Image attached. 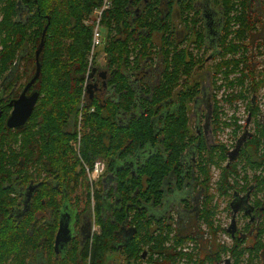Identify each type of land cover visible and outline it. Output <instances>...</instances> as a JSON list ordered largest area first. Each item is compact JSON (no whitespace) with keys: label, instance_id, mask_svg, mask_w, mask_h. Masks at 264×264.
<instances>
[{"label":"trees","instance_id":"trees-1","mask_svg":"<svg viewBox=\"0 0 264 264\" xmlns=\"http://www.w3.org/2000/svg\"><path fill=\"white\" fill-rule=\"evenodd\" d=\"M109 1L111 4L100 21V34L107 66L115 70L108 83L109 88L114 87L115 100L110 97L104 102L103 96L96 93L93 100H86L81 111L95 25L94 20L90 24L85 22L103 6L104 0H0V108L3 110L0 117V264H31L39 255L44 256L48 264H106L108 253L118 250L128 263L133 264H181L186 256V264L222 263V255L228 249L233 253L235 264L244 256V251L254 256L256 253L255 257H259V251L264 248L261 240L263 223L257 246L253 245L252 249L241 248L245 239L237 238L232 249L215 244L214 253L201 251L200 254L198 250L184 256L177 248L193 237L184 231L172 235L173 224L165 223L162 217L150 216L146 211L150 205L158 207L162 204L164 186L172 181V177H176L174 181H177L178 189L186 183L195 185L202 196L196 221H204L216 242V232L220 230L218 226L214 227L218 209L216 193L220 198L229 197V190L239 185V181L247 183L250 180V171L254 173V184L244 185L239 192L254 191L256 195L264 185V121L259 120L258 106L249 102L248 111L251 117H255L252 123H256L254 133L246 137V141L240 140L241 147L234 154L217 140L219 132L224 131L223 124L225 127L229 124L223 122L224 108L220 110L213 95L211 129L215 144L201 147L194 144L196 137L190 129L188 116V105L199 94L198 85L187 90L185 84L183 90L174 96L179 82L191 77L196 67L204 63L203 59L197 60L194 52L206 44L205 34L198 31V22L203 19L196 20L189 15L200 0ZM211 1L222 9L223 16L217 40L219 61L212 66L213 78L217 76V80L225 81L229 75L239 73L228 85L222 100L231 104L247 101L250 93L258 95V90L264 87L263 72L253 70L249 63L250 54L246 55L249 47L245 42L258 30L260 23L250 10L253 0ZM175 4L190 31L184 39L188 42L185 48H180L184 41H179L171 20ZM46 27L45 46L39 58L42 70L32 87L40 93V99L30 122L13 132L6 126L11 111L7 100L17 97L23 87L22 84L16 90L15 83L26 84L35 75L36 52ZM157 35L161 37L160 47L155 43ZM155 56L164 58L162 84L147 87L144 92L149 96L140 97L130 74L140 71L144 63H155ZM16 65L13 77L10 72ZM171 98L177 105L176 110L168 113L158 133L156 106L165 102L170 105ZM80 113L82 156L90 166L100 159L108 163L107 172L114 174L117 182L113 196L119 199L120 205L111 213L112 217H107L103 188H99L96 191V213L100 232L95 234L92 245L90 240L83 245L73 241L63 255L58 256L54 249L57 220L45 226L42 220L36 219L35 213L40 209L49 210L56 216L71 204L72 210L79 211L80 217L90 213L87 172L71 147V141L77 137L75 130ZM70 122L74 133L65 130ZM234 125V132H238L240 126L237 122ZM16 144L22 146L18 155ZM192 145H195V154L190 160L189 173L184 177L187 164L183 157ZM145 150H148L146 159L131 164ZM18 157L21 165L26 164L25 168L19 167ZM43 157L45 160H39ZM227 160L228 164L224 165ZM37 162L45 169L36 166ZM123 162L128 163L118 169ZM79 167L80 171L77 170ZM213 168L220 172L214 185L216 192L212 186ZM31 170L34 173L28 175ZM16 171L26 173L24 184L30 183L31 179H42L45 172L49 173L48 179L54 181L45 186L40 199L31 203L33 210L30 209L18 221L12 213L20 204L18 196L13 195H17L14 185ZM259 171L260 175H257ZM239 192L234 191L231 195L234 200ZM125 221L136 229V234L119 249L117 231ZM170 242L172 244L167 247ZM143 252L149 254L148 258H143Z\"/></svg>","mask_w":264,"mask_h":264},{"label":"flooded vegetation","instance_id":"flooded-vegetation-1","mask_svg":"<svg viewBox=\"0 0 264 264\" xmlns=\"http://www.w3.org/2000/svg\"><path fill=\"white\" fill-rule=\"evenodd\" d=\"M204 1L206 2V0H204ZM163 4H165V3H163ZM175 5H177V4H175ZM175 5H173V7ZM203 6L204 7L200 8L201 11L198 10L197 7L194 6L193 7V13H191V17L192 16L196 17V20L197 19L199 20V18L203 19V20H200L198 22V31H202L205 34L206 43L210 42L211 44H215V45H213L214 46V50H213L214 52L211 56L213 58H215V60L217 62L219 60V58L217 56L218 55L217 40L221 34V29H222L221 25L223 23V18L220 17V14H219L220 11L219 10H217V11L211 10V9L207 8L208 7L207 4H204ZM251 6H252L250 9L251 13H253L255 18L257 19L256 15H255V11L253 10V2L251 4ZM164 8H167V6L164 5ZM179 14H180V11H179ZM180 17H181V14H180ZM260 23H261V20H260ZM261 24H263V23H261ZM98 29H99V34H100V22H99V28ZM100 41H101V43L99 46L102 45L101 34H100ZM187 46H188V42L184 41L183 45H180V48H185ZM97 48L95 49V52L93 55H92V50H91L90 55H89V67H88L87 73L85 74V80H84V84H83V89H84V93H85L84 94V101H82L80 104V110L81 111L85 106L86 100L87 99L93 100V97L95 96L96 93H99L101 96H103L104 102L106 99H108L110 97H112L113 100H115V94L113 92L114 87H112L113 89L108 87L109 81L112 80L114 75H115V70H113L112 68L107 66L108 59H107L106 55H105V59H104L105 60L104 65L105 66L101 67L99 64H97V59H96V53L98 51ZM0 49H1V45H0ZM205 49L206 48L204 45L201 50H199V49L194 50L195 55L197 56V60H200L201 58H203V55L205 54V52H203L201 57L198 56V54L202 50L205 51ZM249 54H250V59L254 60V54L251 53V51ZM156 60H157V58L154 60V62ZM204 63H205V61H204ZM204 63L202 65H198L195 69L196 72L195 71H193V72L196 74L197 69H201L202 66H204ZM144 64L145 65L141 68L140 71L133 73V75L130 74V76L132 78L133 83L137 84L138 91L140 92V97L145 96L147 98V96H149V94H146L144 92L147 89V87H152V88L154 86L160 87V85L162 84L164 71H165V64H164V58H162L161 56H159V59L155 63L149 61V62L144 63ZM16 67H17V65L15 66V69H13L10 72V74L11 73L14 74L13 77H15V75H16ZM257 67H258V63L253 61L251 64V68L255 71H262L263 68L261 70H257ZM194 73H193V75H194ZM193 75L189 78L185 77V79H182L179 82V85L175 89L174 96L178 95V93L183 90L185 84H187V86H188L187 90H191L192 86L198 85L199 94L197 95V97L195 99L190 101V103L188 105V116L190 119L189 120V124H190V121L192 118L190 116V113H189L190 106L192 104H194L196 109L198 110L199 104H202V102H204L206 104V108H207V109L205 108L206 109V112H205L206 115L204 117L203 116L200 117L199 113H197L195 115L196 124L203 123V125H204L203 128L200 129V127H197L196 129L195 128L193 129V127L190 125V129L195 131L194 136L196 137V143H194V144L196 146L201 147L202 145H210V143L211 144L214 143V139H215L213 137V132L211 129V122H212L211 112H212V105H213L212 104L213 92H212V95L210 94V96H211V100H210V96L208 97V93L210 92V89H211L210 88V76L211 75L209 74L208 71H206L205 74L202 77H200L196 83L191 82ZM212 78H213V75H212ZM204 80L206 81L205 83L203 82ZM212 80L214 81V78ZM213 81L211 84L212 89H213V83H214ZM22 84H23V87L20 90L18 96L12 97L11 99H8L7 101H9V103L12 100L17 99L21 95V93L23 92L26 85L28 84V82L26 84H25V82L21 83V84H20V82L15 83L16 90H18ZM33 91H35V90H32V88H31V90L28 92V94H31ZM201 91L203 94L202 98L200 96ZM254 97H256V99L254 102L252 99L253 106L257 107L258 106V103H257V101H258L257 97L258 96L255 94ZM174 98L169 99V101L171 102L170 105L165 102L162 104H158L156 106V112H157V115H156V126L157 127L156 128H157L158 133L160 132V129L163 127L165 118L168 115V113L176 110L177 105L174 102ZM9 108L11 110L10 111V114H11L12 108L10 106H9ZM91 112H94V109H91ZM196 112H198V111H196ZM2 114H3V110L0 108V117L2 116ZM30 120H31V118H30ZM30 120L28 121V123L30 122ZM260 120L262 121V119H260ZM263 121H264V119H263ZM250 122H251V116L249 117L248 124ZM71 124H72V122H70L68 124V126L65 127V130H69L70 132L73 130V133H74V129H72ZM255 124L256 123L254 122V124H253L254 128H255ZM20 129H22V128H20ZM20 129H11V130L13 132H15V131H18ZM75 133H77V137H75L76 140L73 139L71 141V147L73 148L74 152L76 153V155H77V157L81 163V166L84 167V164H86V165H88V164L86 163V161L84 160V158L82 156L83 145H82V114L81 113L78 115V124H77V129L75 130ZM245 139H246V136H245ZM239 142L240 141L238 140L236 143V147L238 146ZM195 145H192L190 147V149L188 150V152L186 153V155L183 157V160L186 162L185 164H187V166H186L187 170L184 171V173H185L184 177H186L189 173V167H191L190 160L193 157V155L195 154ZM21 147L22 146H19L18 144L15 145L16 155L19 154ZM147 151L148 150H145L143 153H141L140 157L135 158L131 164H138L139 161H141L142 159L145 160L147 157V153H148ZM37 159L38 158H35V160H37ZM40 159L45 160V157L39 158V160ZM20 160H21V158L18 157L17 162H18L19 167L25 168L26 164L21 165ZM100 160L105 165L104 171L101 173V175L94 182H90L88 174H87V180H88L89 185H90V202H91L90 213H86L80 217L79 211H77V213H76L75 211L72 210L74 208L72 206V204L66 206L62 211H59V214L57 213L56 216L54 213H52L53 211H49V210L44 211V210L40 209V211L35 213L36 219L42 220V223H44L45 226H47V223H53L54 221L57 220V222H58L57 232L59 230V225H60L61 220L63 221L64 225H67L69 227L70 232H71V236H72V241L68 245L62 244L61 246H63V247H60V249H58L60 253H57L55 251L56 255H58V256L63 255V253L68 248V246L73 241H78L79 244L83 245L86 242H88V240H90V244L92 245L93 238H94L95 234H98L100 232V224L98 223V218H97L98 216L96 213V191L99 188H103V196H105V198H104V204H105L104 211L108 213V214H106L107 217L108 216L112 217L113 215L111 213H113L120 205L119 199L117 197L113 196V191L117 190L116 177L114 176V174L107 172V169L109 166L108 163L105 160H102V159H100ZM17 162H16V165H17ZM127 163L128 162L120 163L117 166L118 169L123 168ZM35 165L41 166V165H39L38 162L35 163ZM88 166H90V165H88ZM41 167L43 169H45L43 166H41ZM79 169H80V167L77 170L80 171ZM32 173H34L33 170H31L28 175H31ZM48 176H49V173L45 172L43 174L42 179H35V180L31 179L30 183L24 184L23 180L26 178V173L25 174H19L16 171L14 185H15L17 195H15V194H13V195L18 196L19 203H20L19 206H16L12 210V213H13L16 221L20 220L25 213L30 211V209L33 210V206H31V203L35 199H40L41 192H42V190H45L46 185L54 182L52 180H49ZM175 179H176V177H172L170 179L172 181L168 182L166 184V186H164V190H165L164 198L168 193L169 194L171 193L170 195L174 198L176 193H180L182 190L189 188V187L190 188L192 187V185L186 183V184H184L182 189H178V188H176V185H177L176 182L177 181H174ZM58 186L59 185L56 184V187H58ZM193 186L195 187V190L198 189V188H196L195 185H193ZM255 187H256V184H255ZM261 189H262L261 191H263V196L259 200V202L257 200H255L256 195L254 194V191L251 193L250 192L249 193H246V192L237 193L239 199L234 202L233 207L236 208V210H238V213L242 214L243 217L245 216V218L249 220V223L247 225V226H249V229L247 230L245 227L241 230H238V227H237V236H236V238L232 239L233 241L236 240L237 238H240V240L246 239L247 233H249L251 235V233L253 234V232L255 231L256 232L255 233V242L256 243L258 242L259 230H260V226H261V223H262L263 217H264V185L261 187ZM168 190H170V191H168ZM195 192H196L195 195L188 197L187 199H185L183 201V205L185 207H184V209H182V211H183L182 213L177 214L178 217H176V220L172 214H169L166 217L160 216V218L162 217L163 218L162 221H164L165 223L173 224L172 225V227L174 229L173 235H178L179 231L187 232V234H189V236L193 237V239H191V241L194 244L196 241L198 243L199 250L203 251L204 245L207 243V241H209V238L207 237L208 236L207 230L203 228L202 223L201 222L198 223V221H196V218L198 217V213L200 212L199 209H200V203L202 200V196L198 193V190ZM221 198H224V197H221ZM233 200H234V198H233ZM163 201H164V199H163ZM163 201H162V204L160 206L154 207V208L162 209V207L164 205ZM42 203L45 204V201L42 200ZM229 204H230L232 219H233V217L235 215L233 214L232 203L230 202ZM149 207H153V206L150 205V206L146 207V211H148ZM238 213L236 215H239ZM184 215H185V217L187 215L191 216V219L189 218L190 220H187L186 219L187 217L184 218ZM150 216H153V215H150ZM185 219L187 221H185ZM124 223L125 224H123L120 227V229L117 231V237L119 238V245L117 247L119 249H122L123 246H126L129 242V240H131L133 238V236L136 234V229L134 227L130 226L128 221H125ZM253 225H255V228H252ZM82 227H83V229H82ZM203 230H205V231H203ZM57 232H56V235H57ZM55 239H56V236H55ZM54 249H55V240H54ZM261 253H262V258H263L264 252H261ZM206 263H209V262H206ZM222 263H218V264H222ZM230 263H231V261H230ZM230 263H228V264H230ZM31 264H48V262L44 256L39 255L37 257L36 261L31 263ZM214 264H217V263H214ZM262 264H264V263H262Z\"/></svg>","mask_w":264,"mask_h":264},{"label":"rangeland","instance_id":"rangeland-1","mask_svg":"<svg viewBox=\"0 0 264 264\" xmlns=\"http://www.w3.org/2000/svg\"><path fill=\"white\" fill-rule=\"evenodd\" d=\"M110 1L109 0H104V3H103V6L101 8H98L94 11L93 15L91 16V19L89 21H86L85 23L86 24H90L92 23L91 20H94V30H93V34H95V31L97 29V27H99V21H101V18H102V15L104 13V11L108 8V6L110 5ZM204 4H207V8L211 9V10H214V11H217L219 10V14H220V17L223 18L222 16V9L216 5H214V3L211 1V0H207L206 2L204 0H200L197 4H196V7L198 10L201 11L200 8L204 7L203 5ZM106 6V7H105ZM105 7V8H104ZM196 9V10H197ZM179 6L175 5L173 7V9L171 10V13H172V23H173V26L175 27V30L177 32V36H179V41H184V39L187 37L188 34H190V31L188 28L185 27V22L182 21L181 17H180V14H179ZM253 10L255 11V15L257 17V19L261 20V23L263 24H259L258 25V30L257 32L252 36V37H249L247 42H245V44L247 45V47H249V49L247 48V53L246 55L248 56L250 51L251 53L254 54V60L250 59L249 57V63L250 65L252 64V62H256L258 63V67H257V70H261L262 68V77L264 78V0H254L253 1ZM188 13V12H187ZM191 13H193V9H191L189 15L191 16ZM221 25V24H220ZM101 33V32H100ZM155 43L157 45V47H160L161 45V37L160 35H157L156 38H155ZM207 44V45H206ZM205 44V51L202 50L198 56H202L203 52H205V54L203 55V59L205 61L204 63V66H202L201 69H197V73L193 75L192 79H191V82H197L198 79L200 77H202L206 71L209 72V74L211 75L210 76V92L208 93V97L210 96V94L212 95V92H213V97H214V100H218L217 101V104H218V107L220 108V110H222V108L225 107V114H224V117H223V122H226L227 120V124H229L227 127H225V125L223 124V128H224V131H221L219 132L220 134H218V142L222 143V144H225L227 149L231 152V151H234L236 149V143L237 141L239 140H244L246 141L247 138L250 136V134H253L254 133V127H253V121H255V117H251V123L245 125L244 122H246V120H249L248 119V109H249V102H252V98L254 97V94L253 93H250L249 94V97H248V100L246 102H241V101H235L233 104L231 103H228V102H224L222 100V95L224 92H227V89L229 88V84L232 83L233 81H235V78L239 75V73L237 74H231L228 76V78H225V81L223 79H220V80H217V76L214 78V83H213V89H212V75H213V65H215L217 62L215 60V58H213L211 55L213 54V50H214V46L215 44H211L210 42L209 43H206ZM209 46V47H208ZM102 46H100V48L98 49L97 53H96V59H97V64H99L101 67L105 66V53L103 52V49H101ZM99 52V54H98ZM157 58V60L159 59V57H154V60ZM157 60L155 62H157ZM208 60V61H207ZM241 67V66H240ZM196 72V71H195ZM261 77V78H262ZM260 78V79H261ZM204 83L206 82L205 80L203 81ZM224 87H223V86ZM247 85V83H246ZM235 86V85H233ZM237 89L239 90V88L237 87ZM257 98H258V108H259V111H258V115H259V120L260 119H264V87H261L258 92H257ZM200 96L202 98L203 94H202V91L200 93ZM210 100H211V96H210ZM211 102V101H210ZM213 104V103H212ZM230 106H233L230 108ZM206 104L204 102H202V104H199L198 106V110L196 109L195 105L192 104L189 108V113H190V116L193 118H191V121H190V125L193 127V129L197 128V127H200V129L203 128V123H198L196 124V120H195V115L197 113L200 114V117L201 116H205L206 115ZM205 109V110H204ZM224 110V109H223ZM236 110L237 112V116L239 117L238 121L240 120L241 121V124L240 122H237L238 125H241L240 128H239V131L238 132H234L235 131V128H236V125H234L233 123V119L230 120V119H226L225 120V116L227 115V112H228V117L229 118L232 114H233V111ZM198 111V112H196ZM202 114V115H201ZM251 115V114H250ZM249 115V117H250ZM211 120H214V118H212L211 116ZM245 125V126H244ZM247 126V128H246ZM244 127V128H243ZM234 129V131H233ZM247 130V131H246ZM193 132H195L194 130H192ZM230 131L232 133H230ZM195 134V133H194ZM244 136H246L247 138L245 139ZM213 141V140H212ZM216 141V140H215ZM211 144V143H210ZM213 144V143H212ZM260 152V151H259ZM144 160V159H142ZM137 161V160H136ZM228 160L224 162V165L228 164ZM260 172H257V175H260ZM219 170L217 168H213L212 169V186H213V190H214V185L216 184V182H218L219 180ZM254 173L252 171L249 172V178L250 180L246 183L245 180H242L241 183L239 181V185H237L236 187H234L233 189L229 190V194L230 196L229 197H224V198H219L218 194L216 193V196H217V206H218V209H217V213L215 215V218H214V227H217L220 228V230H218L216 233L217 234L215 236H217V239H216V242L214 240V236L211 234V231L207 229V225L204 223V221H202V225H203V228L207 230V233H208V238H209V241H207V243L204 245V253L205 254H208L211 252H215L216 250L214 249L215 248V244H220L221 246H225L227 249L230 248L232 249V247L235 246V243L234 241L232 240L230 234H228L227 232V229L229 228V226L231 225V221H232V213H231V208H230V202L232 203L233 202V198H232V194L234 191H240L242 190L243 186L246 185V184H254V181L252 180V177H253ZM231 183H234V180L231 181ZM168 187V186H167ZM253 186H251L252 188ZM235 189V190H234ZM198 190V189H197ZM195 187L192 185V187L190 188H186L184 190H182L180 193H176L175 197L173 198L169 193L165 196L164 198V201H163V207L162 209H158V208H154V207H149L148 208V213L149 215H153L154 217H160V216H167L169 214H172L176 220V217L178 213H182V209H184V205H183V201L185 199H187L188 197H191L193 195L196 194L195 191ZM170 191V190H168ZM215 191V190H214ZM216 192V191H215ZM263 196V191L261 190H258V192L256 193V198L255 200H260ZM239 215H236V220H237V227H238V230H241L243 228H245L248 223H249V220L246 219L245 217L242 216V214L238 213ZM187 217V218H186ZM184 215V218H186L187 220H190L191 219V216H186ZM190 218V219H189ZM185 219V221H187ZM263 225H264V217H263V221H262ZM252 228H255V225H253ZM205 231V230H203ZM174 233V231H173ZM255 231L253 232V234L251 233V235L249 233H247V237L246 239L244 240L245 243L243 244V246L241 248H251L252 249V246L254 245L255 247L257 246V243L255 242ZM157 235V233H156ZM173 235V234H172ZM229 237L231 238V240L229 239ZM262 239V243L264 244V236L261 238ZM190 244L191 246H193V249L196 251L199 250L198 248V243L195 241V244L191 241V240H188V242H186L185 244ZM172 243H168L167 244V247L170 246ZM189 246V245H188ZM197 246V247H196ZM180 247V246H179ZM178 250V248H177ZM146 251V250H145ZM200 251V250H199ZM264 252V248H262L260 251H259V257H255L256 256V253H255V256L254 254L253 255H250L249 253H246V251H244V256L240 259V261L236 264H249V262H251V264H262L264 263V257L262 258L261 257V252ZM147 252V251H146ZM144 253V252H143ZM142 253V254H143ZM202 252L200 251V254ZM184 256L186 255H190V254H185V253H182ZM149 254H147L145 257L148 258ZM187 257V256H186ZM230 257H232V260L230 259ZM255 257V258H254ZM233 253L229 251L228 249V252L226 254H223L222 255V260L225 262V260L227 259H230L231 263L232 264L234 261L233 259ZM185 259V258H184ZM236 259H237V255H236ZM236 259H235V262H236ZM182 261V260H181ZM106 264H133V262L131 263H128V261L126 260L125 258V255L122 254L120 252V250H118L117 252H113V253H108L107 257H106ZM184 262V260H183ZM223 262V263H224ZM222 263V264H223ZM206 264H212V263H206ZM214 264V263H213ZM218 264V263H217ZM235 264V263H233Z\"/></svg>","mask_w":264,"mask_h":264},{"label":"water","instance_id":"water-1","mask_svg":"<svg viewBox=\"0 0 264 264\" xmlns=\"http://www.w3.org/2000/svg\"><path fill=\"white\" fill-rule=\"evenodd\" d=\"M47 29L48 27H46L45 30L43 31L42 40L36 52L37 69H36L35 75L28 82V84L24 88L21 95L17 99H14L9 103V106L12 108V112L6 121V125L9 129L23 128L30 120L35 110V107L39 101V98H40L39 92L33 91L31 94H28V92L31 90L32 86L35 84V82L38 80L41 74L42 67H41L39 58L45 46V36H46ZM255 99L256 97L253 98V102L255 101ZM240 144L241 143H239L238 147L233 151L234 154L239 151L241 147ZM238 199L239 197L237 194L235 195V200H233L232 202V207L234 205V202L237 201ZM237 213H238V210H236V208L233 207V214L235 216L232 219L231 225L227 229V232L228 234L231 235L232 239L236 238L237 236V220H236ZM71 241H72V236H71L70 229L67 225H64L63 221L61 220L60 225H59V230L57 232L56 239H55V251L59 253L58 249H60V247H63L61 245L62 244L68 245ZM146 255L147 253L144 252L143 258H145ZM228 263H230L229 259L225 261V264H228Z\"/></svg>","mask_w":264,"mask_h":264},{"label":"built area","instance_id":"built-area-1","mask_svg":"<svg viewBox=\"0 0 264 264\" xmlns=\"http://www.w3.org/2000/svg\"><path fill=\"white\" fill-rule=\"evenodd\" d=\"M98 21L100 22V20H98ZM98 28L99 27H97V29L95 31V34L93 36L92 55L94 54L95 49L101 43V41H100V34H99V29ZM241 102H243V101H241ZM244 102H246V101H244ZM231 107H233V106H230V108ZM224 111H225V107H224ZM249 115H250V112L248 111V119H249ZM223 117H224V115H223ZM227 117H228V112H227V115L225 116V120L226 119H230V120L233 119V122L234 123L235 122H240V124H241V121L240 120L238 121L239 117L237 116L236 110L233 111V114L229 118H227ZM226 122H227V120H226ZM247 122H248V120H246V122H244L245 125L247 124ZM239 126H241V125H239ZM233 131H234V129H233ZM230 133H232V132L230 131ZM231 152H233V151H231ZM104 167H105V165H104V163L101 160H97L93 164V166H88V165L84 164V168L86 169V172L88 174V177H89L90 182H94L101 175V173L104 171ZM229 239L231 240L230 237H229ZM178 250H179V252H183L185 254H192V253L195 252V250L193 249V246H191L189 243L188 244H184L183 246L178 247ZM184 258L182 259L181 264H186L187 263V258L186 257H184ZM183 260H184V262H183ZM223 264H225V263H223Z\"/></svg>","mask_w":264,"mask_h":264},{"label":"bare ground","instance_id":"bare-ground-1","mask_svg":"<svg viewBox=\"0 0 264 264\" xmlns=\"http://www.w3.org/2000/svg\"><path fill=\"white\" fill-rule=\"evenodd\" d=\"M251 116V115H250Z\"/></svg>","mask_w":264,"mask_h":264}]
</instances>
